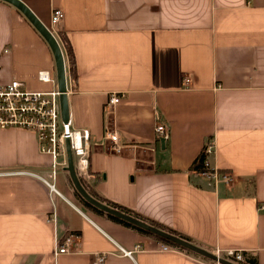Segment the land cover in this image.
Segmentation results:
<instances>
[{
    "label": "crops",
    "instance_id": "crops-1",
    "mask_svg": "<svg viewBox=\"0 0 264 264\" xmlns=\"http://www.w3.org/2000/svg\"><path fill=\"white\" fill-rule=\"evenodd\" d=\"M24 1L48 27L53 10L64 11L55 34L74 52L68 100L74 127L91 133L90 177H80L88 190L211 251L243 249L264 264V0ZM41 69L56 75L50 45L0 0V82L52 88ZM112 92L124 97L109 112ZM211 143L210 166L232 182L191 170ZM51 164L35 132L0 127V264H93L100 252L109 253L104 264H215L188 249L161 250L163 240L85 207L65 168L60 193L13 172L52 180ZM70 233L74 245L56 255V237Z\"/></svg>",
    "mask_w": 264,
    "mask_h": 264
},
{
    "label": "built area",
    "instance_id": "built-area-1",
    "mask_svg": "<svg viewBox=\"0 0 264 264\" xmlns=\"http://www.w3.org/2000/svg\"><path fill=\"white\" fill-rule=\"evenodd\" d=\"M63 17L64 11L61 8L53 10L51 16L52 27L49 28L54 34L56 33L55 26L60 23ZM38 78L44 82L53 83V87L50 89H30L24 80L18 78L11 79L5 83L0 82V127H18L29 129L36 133L40 151L52 157L50 170L52 180L30 169H21L13 172L37 176L48 185L51 193H60L55 180L58 172L68 164V140L74 155L77 173L80 177H90L91 133L87 128L74 127L71 119L69 121L63 119L60 103L61 92L58 88L56 75L48 69H41L38 71ZM183 80L188 84L191 78L189 75H185ZM123 97L124 94L112 92L108 96L105 105L106 111H113ZM165 129L166 126L162 123L156 125V131L161 134H164ZM109 137L115 143V150L120 151L121 146L117 143L119 140L118 134L113 132L109 134ZM212 148V143L206 147L209 169L202 173L215 180L232 182L234 180L233 174L210 166L209 154L213 151ZM261 208H264V205ZM55 218L54 216L53 219L55 220ZM77 237L78 234L75 233H70L63 241L56 237L55 254L69 251ZM178 248V246L169 243H162L160 246L161 250ZM121 251L125 255L133 256V250L121 247ZM213 252L240 264H243L242 261L245 259V251L243 249H217ZM108 254V252L97 253L93 264H104ZM214 263L221 264L217 261H214Z\"/></svg>",
    "mask_w": 264,
    "mask_h": 264
},
{
    "label": "water",
    "instance_id": "water-1",
    "mask_svg": "<svg viewBox=\"0 0 264 264\" xmlns=\"http://www.w3.org/2000/svg\"><path fill=\"white\" fill-rule=\"evenodd\" d=\"M18 9H20L28 20L33 24V26L42 34L50 45L52 52L54 54L55 63H56V77L58 82V88L61 92L60 94V103H61V113L65 121L70 119V107L68 100V84H67V69H66V57L62 45L58 37L54 32L46 25L34 12V10L24 1V0H5ZM162 142H165V137H163ZM67 158L68 164L65 167V170L68 171L71 180L75 189L81 194V196L93 206L103 210L106 213L112 214L116 217H119L131 224H134L140 228H143L147 231H150L154 234H157L165 239L170 240L171 242L180 245L186 249L194 251L202 256H205L211 260L220 262L221 264H240L234 262L226 257L219 256L213 251L204 248L193 241L184 238L178 234L172 233L166 229H163L155 224H152L140 217H137L129 212L123 211L117 207L110 205L109 203L102 201L98 197L91 194L87 188L82 183V180L77 173L74 161V155L70 145V141H67Z\"/></svg>",
    "mask_w": 264,
    "mask_h": 264
},
{
    "label": "trees",
    "instance_id": "trees-1",
    "mask_svg": "<svg viewBox=\"0 0 264 264\" xmlns=\"http://www.w3.org/2000/svg\"><path fill=\"white\" fill-rule=\"evenodd\" d=\"M59 34V41H60V43H61V45H62V48H63V50H64V53H65V57H66V59H67V62H68V65L70 66V69H73V68H75L74 67V63H75V59H74V52H73V49H72V47H71V45L69 44V41H68V38L65 36V34L62 32V31H60V32H58ZM206 147H207V145H205L204 146V148L202 149V151L200 152V154L194 159V161H193V163H192V165H191V170H194V171H196V172H200V173H202L203 171H206V170H208L209 169V167H208V165H207V161H208V159H207V152H206ZM221 171H223V170H221ZM82 183L84 184V186L87 188V190H88V187H87V185H86V183H85V181L82 179ZM89 191V190H88ZM91 194H93L94 196H96V197H98L99 199H101L102 201H105V202H107V203H109L110 205H112V206H114V207H117V208H119V209H121V210H123V211H126V212H129V213H131V214H134L135 216H137V217H140V215L138 214V213H136L135 211H133L132 209H130L129 207H127V206H124V205H122V204H119V203H117V202H114V201H111L110 199H106V198H103V197H101V196H98L97 195V193H95V192H93V191H89ZM75 193H76V195H78L79 197H80V199H81V201L89 208V209H91L92 211H94V212H96V213H100V214H107V216L108 217H110V218H112V219H114V220H116V221H118V222H121V223H123V224H125V225H128V226H131V227H134V228H137V229H139V230H141V231H143V232H146V233H148V234H150V235H153L154 237H156V238H158V239H161V240H163L164 242H166V243H169V244H172V245H176V246H178V247H180V248H183V249H186V248H184V247H182V246H180V245H177V244H175V243H173V242H171L170 240H168V239H165V238H163V237H161V236H159V235H157V234H154V233H152V232H150V231H147V230H145V229H143V228H140V227H138V226H136V225H134V224H131V223H129V222H127V221H125V220H123V219H121V218H119V217H116V216H114V215H112V214H109V213H106V212H104L103 210H101V209H99V208H97V207H95V206H93L92 204H90L89 202H87L82 196H81V194L75 189ZM141 218V217H140ZM153 224H155V225H157V226H159V227H161V228H163V229H166V230H168V231H170V232H172V233H175V234H178V235H180V236H182V237H184V238H187V239H189V240H191L192 241V238L191 237H189V236H187V235H185V234H183V233H180L179 231H177V230H175V229H173V228H169V227H165V226H163V225H161V224H158V223H154L153 222ZM189 250V249H188ZM191 251V250H190ZM191 252H193V253H196V252H194V251H191ZM196 254H198V253H196ZM202 256V255H201ZM245 259H244V261H242V263L243 264H256V259L255 258H253V257H250V256H247V254H245ZM205 257V256H204ZM205 258H207V257H205Z\"/></svg>",
    "mask_w": 264,
    "mask_h": 264
},
{
    "label": "rangeland",
    "instance_id": "rangeland-1",
    "mask_svg": "<svg viewBox=\"0 0 264 264\" xmlns=\"http://www.w3.org/2000/svg\"><path fill=\"white\" fill-rule=\"evenodd\" d=\"M72 189H74V191H75V187L74 186H72ZM75 193V192H74ZM75 197H76V199L78 200V201H80L85 207H87L82 201H81V199H80V197L78 196V195H74ZM88 208V207H87Z\"/></svg>",
    "mask_w": 264,
    "mask_h": 264
}]
</instances>
